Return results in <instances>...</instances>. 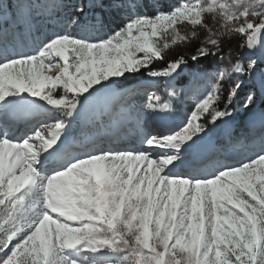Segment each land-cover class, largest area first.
Here are the masks:
<instances>
[{
    "label": "snow or ice",
    "instance_id": "obj_1",
    "mask_svg": "<svg viewBox=\"0 0 264 264\" xmlns=\"http://www.w3.org/2000/svg\"><path fill=\"white\" fill-rule=\"evenodd\" d=\"M62 6L18 0L23 23L10 27L11 3L0 0V264H264V148L238 164L205 156L200 164L214 166L210 175L185 170L207 125L232 115L227 104L242 85L228 89L220 108L225 81L258 67L252 57L264 52V0H178L168 10L157 0L151 15L140 11L143 0H95L93 8L135 14L106 36L57 32L33 53L7 54L9 36L30 29L34 10ZM85 15L76 7L70 23L103 27L102 17ZM185 23L191 31L182 33L177 26ZM201 30L193 63L224 61L222 40L236 36L247 63L219 67L180 130L144 131L139 147H112L134 114L136 81H174L187 60L166 61L168 51L199 39ZM148 100L154 114L172 111L154 93ZM37 101L50 106L48 118L18 138L12 114ZM253 103L248 96L244 106ZM93 104L85 142L69 144L73 124Z\"/></svg>",
    "mask_w": 264,
    "mask_h": 264
},
{
    "label": "rangeland",
    "instance_id": "obj_2",
    "mask_svg": "<svg viewBox=\"0 0 264 264\" xmlns=\"http://www.w3.org/2000/svg\"><path fill=\"white\" fill-rule=\"evenodd\" d=\"M17 4V2H16ZM16 7V5H15ZM17 18L16 23L22 24L23 22L20 20L19 14L16 10ZM40 12L33 11L32 13V20L37 19L36 21H33V25H39L41 20H38L37 15ZM133 13V12H132ZM209 24H212V21L210 18L206 21ZM31 23V24H32ZM42 23H40L41 25ZM14 24H11V26ZM181 32H190L191 26L187 25L186 23L183 25L177 26ZM50 35H53V33H50ZM49 35V36H50ZM206 33L202 30L199 34V39L194 40L192 43L186 45V46H175L174 48L170 49L166 55L167 60L176 59L178 56H184V57H190L194 54H196L197 48L201 45V41L205 38ZM24 33L19 30L18 34L16 35H10L8 42H7V54L10 56H15L17 54H25V53H33L35 52L44 42L43 40L39 42H31L27 43L24 40ZM97 37L95 35L91 36L89 39H96ZM243 43V38L236 36L231 39H224L222 40L221 47L223 50V53L226 56V59L224 61L219 60L216 57H206L202 60H200L197 63H193L192 60L188 64V66L185 68L184 72L181 73L178 84L176 86L166 87L164 85L166 80H156L153 81L150 78L143 80L139 83H137V93L131 100V108L134 111L135 114L128 120L124 121L122 126L117 129L116 136L114 143L111 145L112 147L117 148H133V147H139V140L141 138L142 130L150 129L147 131L155 133H164L168 134L171 131H163L160 132L156 129L157 125L153 124V120L156 119V117L151 111L147 109V104L149 103L148 97L151 94H155L156 96H159L161 100L170 99L172 98V101L175 102L174 108L172 111L168 112L169 115L173 114L176 116L177 119H179V116H183L184 118L180 119L182 122V125L176 129L175 131L180 130V128L187 122V119L189 117L191 109L194 107L196 101L200 98H202L210 88L209 81L213 78L216 70L221 66H226L229 64V62L234 63L237 59H240L242 63H247L248 61V50L241 49L240 45ZM2 47V46H0ZM230 54V61L227 58ZM3 57L0 56V59ZM252 59H255L257 61L258 66L264 67V52L257 51L256 55L252 57ZM263 72V79H264V68L262 69ZM239 80L241 82V85H247V92L245 95V102L247 101L248 96H252L254 98V103L250 105L248 108L243 107V110L240 112V116L237 119H227V123H222V140L214 139L207 135L204 137V139L199 142V144L195 148H199L203 142H206L205 144H209L208 149L202 150L199 153L196 149L192 150L189 155L188 159L191 161V164L185 169L186 171H191L194 175H210L214 171V166L212 164L207 165H201L200 163L196 166H192L193 161L199 155H202L204 152L209 151L210 155L215 154V158L218 159L221 163L227 162L231 164H238L241 161H246L249 158L255 157L258 153L261 152L262 148H264V126H262L261 123V117L264 116L263 111H256L251 115H248V113L251 112L253 108H255V101H256V94L258 92L257 90V84L254 79L250 80V75H245L243 77L240 76H233L231 79L225 81L223 84V91L221 92V95H227L228 89L237 81ZM175 88L179 95L175 98L170 97L168 94L169 92ZM59 91V90H58ZM264 96V92H262ZM32 98L30 97L29 100ZM142 101L144 104H141ZM40 105L44 108L45 112L47 109H49L50 106L46 105L43 101H39ZM43 103L45 106H43ZM264 106V105H263ZM27 107L33 108L35 107V104H24L19 106V109H26ZM96 107V105H95ZM95 107L92 109V111L95 110ZM177 109V110H176ZM42 110V109H40ZM54 111V110H53ZM91 111V112H92ZM178 111V113H176ZM34 113H37L34 112ZM91 114V113H90ZM138 114L140 117L139 123H137L135 119V115ZM29 114H27L28 116ZM58 115V114H57ZM83 115L76 123L73 124V127L71 129V133L68 137V143H76L79 144L81 142H85L86 134L88 130V121L89 116L84 117ZM30 119H36L32 122V124L23 126V130L26 129H33L35 127H38V124L41 123V121L46 120L48 117L46 113L43 116H36L33 114L32 116H28ZM16 119V122L19 123V118L14 117ZM21 121V120H20ZM171 121H176L175 118H172ZM35 122L37 124H35ZM178 120L174 123L173 126H177ZM105 123H109L108 121H105ZM79 126V127H78ZM142 126V127H141ZM240 126L244 128L243 132L240 133ZM172 130V131H174ZM239 130V132L237 131ZM23 131V132H24ZM144 131V130H143ZM17 132V131H15ZM141 132V133H139ZM232 133V134H231ZM237 133V134H236ZM139 135L138 137L135 135ZM227 135H235L236 138L234 139V142H232V145H222L225 138L229 137ZM131 137H134L132 140ZM140 137V138H139ZM193 151H196L194 155L191 153ZM231 153H234L236 155L235 160H230Z\"/></svg>",
    "mask_w": 264,
    "mask_h": 264
},
{
    "label": "trees",
    "instance_id": "obj_3",
    "mask_svg": "<svg viewBox=\"0 0 264 264\" xmlns=\"http://www.w3.org/2000/svg\"><path fill=\"white\" fill-rule=\"evenodd\" d=\"M16 2L18 0H3V3L7 6L9 3H11V9L8 10V15L13 20L12 23H16L17 13H16ZM45 2L52 3L53 0H45ZM56 3L63 5L62 7H58L55 9H52L50 13L43 12L39 13L37 15L38 20H41L40 25H33L31 24L30 29L26 28H20L21 32L24 33V40L27 43L31 42H39L41 40L45 41L46 38L50 35V33H57V32H66V33H72L75 35H79L82 37L90 38L91 36L95 35L97 38L106 36L111 33L113 29L116 28L118 24L121 23V21H125L130 14V12H122L118 11L113 8L105 7L103 9L96 7L93 8V3L95 0H55ZM104 2L110 3L111 0H104ZM143 2L147 5V7L142 8L140 11L144 14L151 15L154 13L155 9L152 7L154 3L157 2V0H143ZM158 2L164 7V10H168L171 6L176 4L178 0H158ZM76 7H83L85 8L86 15L84 16V19L89 20L93 16L96 17H102L104 24L103 27H99L97 25L96 28H92L91 25L88 27H77L75 25H72L70 23V19L76 9ZM37 19L32 20L36 21ZM9 22V21H8ZM9 26L11 27V23L9 22ZM98 29V30H97ZM256 55V54H255ZM179 57V56H178ZM177 57V58H178ZM187 60V65L183 67V70L180 72L183 73L185 68L188 66V64L191 61L190 57H185ZM167 61V59H166ZM165 61V62H166ZM165 66V63L163 62H157V67H163ZM264 67L258 66L255 73L253 75H250V80L254 79L257 84V94H256V101H255V108L251 110L249 114H253L254 112L263 111L264 112V96L262 92H264V79H263V72L262 69ZM181 75H178L174 81H171L170 83L168 81H165L164 85L166 87L176 86L178 84L179 78ZM147 78L141 77L136 81V84L145 80ZM247 92V85H242L241 88L238 90L237 95L232 99L230 104H227L228 111L232 113L231 117L228 119H237L240 116V112L243 110L244 107V98ZM225 95H221V100L219 104L217 105L220 108H223L225 106L226 101L224 100ZM172 100V98H170ZM141 104H144L142 101ZM218 123V126L216 125H207V127L210 129L209 134L215 137L216 139H221V131H222V123ZM244 128L240 126L239 130H243ZM237 130V131H239ZM236 136H233V138H227L224 143H230L234 142V139Z\"/></svg>",
    "mask_w": 264,
    "mask_h": 264
},
{
    "label": "bare ground",
    "instance_id": "obj_4",
    "mask_svg": "<svg viewBox=\"0 0 264 264\" xmlns=\"http://www.w3.org/2000/svg\"><path fill=\"white\" fill-rule=\"evenodd\" d=\"M30 104V103H29ZM26 105V104H25ZM43 106H45L44 105V103H43ZM95 107V104H93V105H90V107H89V111L87 112V113H85L84 115V117H87V116H89L90 115V113H91V111H92V109ZM40 109H42V110H40ZM37 111V113H34V112H36ZM27 113H29V115L30 116H32L33 114H35L36 116H43L44 115V108L40 105V103H39V101H37L36 103H35V107H33V108H29V107H27L26 109H24V110H22V109H19L18 111H16L15 113H14V115H13V117L14 116H18V115H23V114H27ZM171 114L169 115V113L168 112H166V113H163V115L161 116V119L159 120V121H153V124H155V125H157V127H156V129L158 130V131H160V132H163V131H172V130H174V129H176V128H178V127H180L181 125H182V122L181 121H178V125L177 126H175V127H171L169 124H170V122H171V124L172 123H174V121H171ZM21 118H23V117H21ZM182 118H184L183 116H182ZM36 119H34V121H35ZM41 122H43V121H41ZM163 122V123H162ZM164 122H166L165 124H164ZM15 123H16V125L18 126V130H16V129H14V131H17L16 132V136L19 138L20 136H22L23 135V126H21L18 122H16V120H15ZM154 126V125H153ZM21 127H23V128H21ZM155 127V126H154ZM27 130V129H26ZM144 131H147V130H150V129H147V130H145V129H143ZM141 131V132H144V131ZM141 132H139V133H141ZM135 136H139L138 134L137 135H135ZM132 138V140L134 139V137H131ZM140 138V137H139ZM206 142H203L202 143V145L199 147V148H194V149H196L197 150V152L199 153L200 151H202V150H206V149H208V146H209V144L207 145V144H205ZM193 149V150H194ZM194 159H195V157H194ZM193 166H196L195 164L193 165Z\"/></svg>",
    "mask_w": 264,
    "mask_h": 264
}]
</instances>
